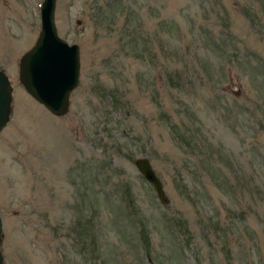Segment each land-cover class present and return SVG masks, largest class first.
Masks as SVG:
<instances>
[{
  "label": "rangeland",
  "instance_id": "obj_1",
  "mask_svg": "<svg viewBox=\"0 0 264 264\" xmlns=\"http://www.w3.org/2000/svg\"><path fill=\"white\" fill-rule=\"evenodd\" d=\"M40 2L0 0L2 264H264V0H56L60 117L18 82Z\"/></svg>",
  "mask_w": 264,
  "mask_h": 264
},
{
  "label": "water",
  "instance_id": "obj_2",
  "mask_svg": "<svg viewBox=\"0 0 264 264\" xmlns=\"http://www.w3.org/2000/svg\"><path fill=\"white\" fill-rule=\"evenodd\" d=\"M56 0H41L40 26L34 44L18 59V82L27 94L50 114L60 117L67 113L69 95L79 80V47L68 44L57 34L54 21ZM78 24V20L76 21ZM11 85L0 69V130L10 113ZM141 177L151 186L160 203L166 201L160 179L146 157L133 161ZM1 237V220H0ZM3 256L0 251V264Z\"/></svg>",
  "mask_w": 264,
  "mask_h": 264
},
{
  "label": "trees",
  "instance_id": "obj_3",
  "mask_svg": "<svg viewBox=\"0 0 264 264\" xmlns=\"http://www.w3.org/2000/svg\"><path fill=\"white\" fill-rule=\"evenodd\" d=\"M168 79L171 81V77H168Z\"/></svg>",
  "mask_w": 264,
  "mask_h": 264
}]
</instances>
